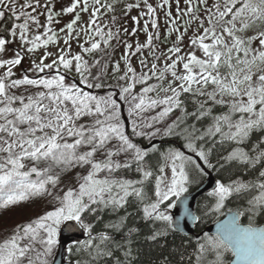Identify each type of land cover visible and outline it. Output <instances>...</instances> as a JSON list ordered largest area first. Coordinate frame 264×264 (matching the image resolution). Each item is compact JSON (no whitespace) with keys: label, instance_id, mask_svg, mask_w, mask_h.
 I'll list each match as a JSON object with an SVG mask.
<instances>
[{"label":"snow or ice","instance_id":"obj_1","mask_svg":"<svg viewBox=\"0 0 264 264\" xmlns=\"http://www.w3.org/2000/svg\"><path fill=\"white\" fill-rule=\"evenodd\" d=\"M0 264H264V0H0Z\"/></svg>","mask_w":264,"mask_h":264},{"label":"trees","instance_id":"obj_2","mask_svg":"<svg viewBox=\"0 0 264 264\" xmlns=\"http://www.w3.org/2000/svg\"><path fill=\"white\" fill-rule=\"evenodd\" d=\"M41 211V206L39 204L35 205L34 206V209H33V213L32 214H36V213H39ZM9 215L11 216H15L17 219H25L24 216H21L18 214V212H13V213H8ZM214 223L212 221H208L206 222L205 224H201L200 227L201 228H204L206 230V228L210 225H213Z\"/></svg>","mask_w":264,"mask_h":264},{"label":"water","instance_id":"obj_3","mask_svg":"<svg viewBox=\"0 0 264 264\" xmlns=\"http://www.w3.org/2000/svg\"><path fill=\"white\" fill-rule=\"evenodd\" d=\"M193 195L196 196L197 201H199L201 199V196H202V194H198L195 191L193 192ZM179 211H180L179 208H177V209L174 210V212H176V213H178ZM193 227H195V225H193ZM208 229H211L214 232L215 231V224L209 226L206 230H208Z\"/></svg>","mask_w":264,"mask_h":264},{"label":"rangeland","instance_id":"obj_4","mask_svg":"<svg viewBox=\"0 0 264 264\" xmlns=\"http://www.w3.org/2000/svg\"><path fill=\"white\" fill-rule=\"evenodd\" d=\"M6 215H9V214H6Z\"/></svg>","mask_w":264,"mask_h":264}]
</instances>
